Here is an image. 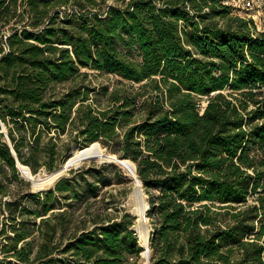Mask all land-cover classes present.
<instances>
[{
    "label": "trees",
    "instance_id": "1",
    "mask_svg": "<svg viewBox=\"0 0 264 264\" xmlns=\"http://www.w3.org/2000/svg\"><path fill=\"white\" fill-rule=\"evenodd\" d=\"M224 1L0 0V264H138L146 242L150 264H264V31ZM67 136L135 164L141 246L97 207L132 183L118 164L21 176L65 164Z\"/></svg>",
    "mask_w": 264,
    "mask_h": 264
},
{
    "label": "rangeland",
    "instance_id": "2",
    "mask_svg": "<svg viewBox=\"0 0 264 264\" xmlns=\"http://www.w3.org/2000/svg\"><path fill=\"white\" fill-rule=\"evenodd\" d=\"M234 15H237V16L239 15L240 17H242L244 19H252L256 24L257 30L260 32L264 31V1L260 2V8H257L254 12H248V11L240 10V11L235 12ZM121 49H122V52L124 53L123 48H121ZM133 55L134 54H131V57H133ZM135 58H137V57H135ZM83 71L88 73V77L84 81H82V79H78L76 81L77 84H79V83L81 84L83 82L85 85H88L90 87H100V88L101 87H108L109 91H112L113 89H116L118 87L123 91H127V90L131 89L130 86L129 87H126V85L121 86L119 84V81H121V80L118 77L110 76V75H104V74L100 75L97 72L89 71V70H83ZM74 84H75L74 82L66 83L64 85H61L59 87V90L67 89V88L73 86ZM138 87H139L138 85L134 86L135 89H137ZM103 103H106V102L104 101ZM63 143L65 146V149H68V148L71 149L72 155H73L74 150L80 149L79 145L73 144L71 139L68 136L63 138ZM100 148H101V150L98 151L99 153L94 154V155L98 156V158L96 160H89L87 162H82L78 158L75 162L72 163L73 167H71L67 170H64V167L68 164V161H69V159H68L65 162V164L60 165L55 171L49 172V171H46L45 169H43L42 171H40L36 175L32 174V176L35 177L36 179L43 181V184L41 187L33 188L31 186L32 190L34 192H36L38 189H43V191H45V190L52 188L55 185V183L59 180L60 177L68 175V172L70 169H77V168L82 167L83 165L91 164L92 162H94L96 164H102V163L111 164V163H113V162H110V160L102 159L101 156H104V155L110 156V155H114V154H112L109 151H107L106 149L102 148L101 145H100ZM114 156H116V155H114ZM121 168L123 169V171L127 175L130 172L133 173L132 165L130 163H123ZM58 171L62 172L58 179L52 181L50 178H48V175H47L48 173H54V172H58ZM131 176L133 177V174L130 173L129 177L132 179ZM49 179L51 182L48 181ZM138 187L139 186L136 183H134L132 180V183H130V184L123 183L121 185H115L111 188H107L104 190L105 192L101 194L102 198H101V200H99L97 207L98 208L108 207V209H109L108 211L113 217H120V216L124 215L125 213H128L129 215H131L133 217V221H134V226L132 228L135 231V235H136L138 243H139V239H138L137 232H136V226L139 224V226H141L144 229V225H145L148 229L149 239H150L153 225H152L150 219L147 218L143 213L144 209H145V203H143L139 199V194H141V193L139 192ZM135 189H136V192L134 193ZM109 193H111V195H109ZM142 196H144V199L147 202V196L145 195V193H143ZM136 217L138 219V223H137ZM139 245H140V243H139ZM145 247H146L145 252L143 253V255L141 253V255H140L141 258L138 261V264H150V262L148 263V259L145 256L148 247L150 248V244L146 242Z\"/></svg>",
    "mask_w": 264,
    "mask_h": 264
},
{
    "label": "water",
    "instance_id": "3",
    "mask_svg": "<svg viewBox=\"0 0 264 264\" xmlns=\"http://www.w3.org/2000/svg\"><path fill=\"white\" fill-rule=\"evenodd\" d=\"M0 126H2V129H1V132H4V127H3V124L0 122ZM94 144H97V146H98V148L101 150V148H100V144L99 143H94ZM93 145V144H92ZM102 157V159H107V160H110V162H113V163H116V164H118L119 166H121L122 167V164H123V161H127V160H120V159H118L117 157H112V156H107V155H104V156H101ZM98 158V156L97 155H84L83 157H81V159H80V161H82V162H87V161H89V160H96ZM131 164H132V167L134 168V171H135V173L133 174L132 172H130L131 174H133V177H132V180H133V182L134 183H136L139 187V192L141 193V195H143V193H144V191H143V188H142V183H141V181L139 180V178H138V176H137V174H136V166H135V164L134 163H132L131 162ZM79 165V164H78ZM23 167H26V166H23V165H21L20 163H18V168H19V171H20V173H21V176L26 180V181H28V182H30L31 184H32V187L33 188H38V187H41L42 186V184H43V181L42 180H38L37 179V181H34L32 178H31V176H32V172L30 171V169L28 168V167H26L27 168V171H28V173H29V175L30 176H25L24 174H23V171H22V168ZM71 167H73V165L72 164H70V165H66L65 167H64V170H67V169H69V168H71ZM61 169V168H60ZM130 173H128V175H130ZM64 176H62V177H60L59 178V180L61 179V178H63ZM40 191H43V189H38L36 192H40ZM147 210H149V204H148V208H147ZM145 217V216H144ZM146 256H147V259H148V263L150 262V248L148 247V249H147V253H146Z\"/></svg>",
    "mask_w": 264,
    "mask_h": 264
},
{
    "label": "bare ground",
    "instance_id": "4",
    "mask_svg": "<svg viewBox=\"0 0 264 264\" xmlns=\"http://www.w3.org/2000/svg\"><path fill=\"white\" fill-rule=\"evenodd\" d=\"M99 150L100 149L98 148L97 144H93V145H90L88 147H84V148H82L80 150H75V152L73 153V155L69 158V161H68L67 166L70 165V164H72L73 162H75L78 158L81 159V157H83L84 155H94L95 153L98 154L99 153L98 152ZM22 171H23V174L25 176H30L29 173H28V171H27V168L26 167H23L22 168ZM61 171L54 172V173H48L47 174L48 175V178H50L52 181L58 179L59 176L61 175V173L63 172V171L62 172ZM31 178L34 181H37V179L35 177L31 176ZM50 179L48 181H50ZM145 256H146V254H145Z\"/></svg>",
    "mask_w": 264,
    "mask_h": 264
},
{
    "label": "built area",
    "instance_id": "5",
    "mask_svg": "<svg viewBox=\"0 0 264 264\" xmlns=\"http://www.w3.org/2000/svg\"><path fill=\"white\" fill-rule=\"evenodd\" d=\"M264 0H225L224 4L229 6L232 12L244 10L248 12H254L257 8H260V2Z\"/></svg>",
    "mask_w": 264,
    "mask_h": 264
}]
</instances>
